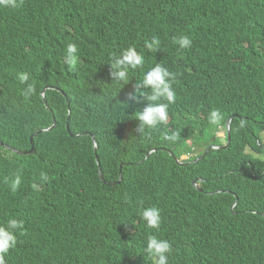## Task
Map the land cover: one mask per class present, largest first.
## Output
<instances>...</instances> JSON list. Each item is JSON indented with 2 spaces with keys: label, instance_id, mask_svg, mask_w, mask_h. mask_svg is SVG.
Returning a JSON list of instances; mask_svg holds the SVG:
<instances>
[{
  "label": "trees",
  "instance_id": "16d2710c",
  "mask_svg": "<svg viewBox=\"0 0 264 264\" xmlns=\"http://www.w3.org/2000/svg\"><path fill=\"white\" fill-rule=\"evenodd\" d=\"M182 36L191 47H179ZM153 37L158 51L144 47ZM69 43L78 68L64 62ZM128 47L144 65L129 82H113L108 64ZM156 63L174 74L177 98L167 124L145 139L135 119L145 100L124 102ZM28 84L31 96L23 95ZM213 110L223 117L217 125ZM233 114L226 148L189 165L169 154L191 152L194 161L224 145L216 133ZM53 118L56 126L42 132ZM173 131L179 138L165 141ZM35 133L34 154L12 152L29 151ZM263 135L264 0L0 6V225L22 222L5 264H152L143 248L153 234L170 243L168 264H264ZM16 175L21 184L12 191ZM147 207L160 210L159 230L140 219Z\"/></svg>",
  "mask_w": 264,
  "mask_h": 264
},
{
  "label": "clouds",
  "instance_id": "9594fccd",
  "mask_svg": "<svg viewBox=\"0 0 264 264\" xmlns=\"http://www.w3.org/2000/svg\"><path fill=\"white\" fill-rule=\"evenodd\" d=\"M23 4V0H0V6L16 9ZM63 25L67 26L66 32L69 38L73 37L74 32L70 29V25L63 22ZM176 43L181 49H187L191 47V40L187 36L180 37ZM160 41L158 38L153 37L150 42H145L144 47L150 51L159 50ZM78 51L77 45L75 43H69L66 47V53L64 56V62L69 65L71 68H78V56L76 55ZM110 67V76L113 82L120 83L123 81L129 82V73L136 69L142 68L144 65V57L142 54L135 49V47H128L123 50L119 56H114L109 62ZM18 79L21 84H25L29 80V74L22 72L19 74ZM175 84V76L167 68H165L161 63H156L154 67L149 69L144 73L143 79L134 88V95L126 97L125 104L127 108L129 107L128 101L131 100L134 104L140 103V98H143L146 102V107L142 111L136 112V120L139 122L136 128L138 136L145 139H150L149 131L156 128L157 126L166 125L169 119L168 109L169 106L175 102L176 93L173 90V85ZM52 89V88H50ZM146 89L147 91H142ZM34 92V87L31 84H28L23 95L31 96ZM45 90L42 92V99H44ZM67 105L69 106V101ZM70 113V111L68 112ZM231 117V118H230ZM229 117V124H225V127H218L217 136L225 139L226 143L222 146L211 145L208 149H223L226 148L230 143V122L233 117H237L236 114H233ZM69 119V117L67 118ZM223 119L222 114L219 110H213L209 114V122L213 125H217ZM227 120V121H228ZM227 123V122H226ZM56 126V121L53 118V124L50 128L44 129L42 132H47ZM68 128V126H67ZM219 132H222V137L218 135ZM37 134V133H35ZM34 134V135H35ZM229 134V143L228 141ZM33 135V136H34ZM179 132L173 131L171 134L165 132L163 139L165 141L175 142L179 138ZM36 136V135H35ZM78 137L79 135H75ZM93 140V150L97 151L99 147V138L96 140L94 135H91ZM264 142V135H263ZM7 150H10V147H6ZM31 149V148H30ZM206 150L198 159L192 161L191 157L193 154L191 152L183 154L180 158H177L173 152H169L174 155L175 162L179 165H189L191 163H196L203 155L209 151ZM16 150L12 149V152ZM19 152V151H17ZM28 152V151H27ZM15 153V152H14ZM18 154V153H17ZM20 155V154H19ZM173 157V156H172ZM147 158V156L145 157ZM128 163H122V165H127ZM257 179V177H253ZM40 179L42 181H47L49 177L46 173H40ZM122 180V172H119L118 183ZM21 184L20 175H16L14 179L11 180L10 187L12 191H16ZM194 185H196L194 183ZM140 219L144 222V225L147 229L159 230L161 225V214L160 210L156 207H147L139 210ZM22 228V222L10 218L6 221L5 224L0 225V264H5V256L9 253L10 249H14L17 244L16 231ZM173 251L170 243L165 239H160L157 235H149L147 237L146 244L143 248V252L146 254L148 260L152 261V264H168V256Z\"/></svg>",
  "mask_w": 264,
  "mask_h": 264
},
{
  "label": "water",
  "instance_id": "95a60500",
  "mask_svg": "<svg viewBox=\"0 0 264 264\" xmlns=\"http://www.w3.org/2000/svg\"><path fill=\"white\" fill-rule=\"evenodd\" d=\"M231 118V117H230ZM227 125L229 124V120L227 121L226 123ZM36 135V134H35ZM34 135V136H35ZM32 136L31 139H30V143H31V149L28 151V152H17V151H14L15 153H18L20 155H31V154H34L35 150H34V146H33V142H32V138L34 137ZM229 143V134H228V141H227V144ZM209 150V149H208ZM171 156H173V158L175 159L174 155L171 153Z\"/></svg>",
  "mask_w": 264,
  "mask_h": 264
},
{
  "label": "rangeland",
  "instance_id": "374dc122",
  "mask_svg": "<svg viewBox=\"0 0 264 264\" xmlns=\"http://www.w3.org/2000/svg\"><path fill=\"white\" fill-rule=\"evenodd\" d=\"M218 135L222 137L223 133L222 132H219Z\"/></svg>",
  "mask_w": 264,
  "mask_h": 264
}]
</instances>
